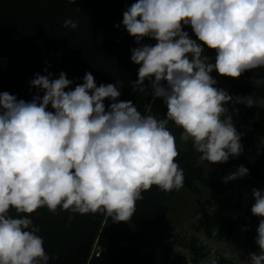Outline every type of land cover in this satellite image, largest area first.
<instances>
[{
	"label": "clouds",
	"instance_id": "1",
	"mask_svg": "<svg viewBox=\"0 0 264 264\" xmlns=\"http://www.w3.org/2000/svg\"><path fill=\"white\" fill-rule=\"evenodd\" d=\"M122 24L140 45L131 50V61L139 65L131 87L147 95L149 81L152 102L163 99L166 118L120 101L122 81L97 87L90 72L74 89L63 72L58 78L37 73L30 81L37 90L31 101L0 93V264L54 259L31 219L38 209L106 211L114 222H129L142 193L153 186L165 192L183 188L185 173L176 162L170 124L208 165L242 154V134L228 105L238 114L234 105L264 106V97H234L217 87L212 73L236 79L264 69V0H136L123 12ZM78 25L72 18L63 23L73 30ZM188 26L197 40L184 30ZM145 37L155 45L141 44ZM206 48L215 51L214 62ZM251 83L264 87V76ZM105 100L111 102L107 110ZM248 174L241 165L224 183ZM252 197L251 212L261 218L258 252L245 264H264V189L253 188ZM207 264L219 260L212 257Z\"/></svg>",
	"mask_w": 264,
	"mask_h": 264
},
{
	"label": "trees",
	"instance_id": "2",
	"mask_svg": "<svg viewBox=\"0 0 264 264\" xmlns=\"http://www.w3.org/2000/svg\"><path fill=\"white\" fill-rule=\"evenodd\" d=\"M136 0H0V93L8 92L25 101H31L37 90L30 81L35 75L51 73L58 78L61 72L73 81L72 88L83 83L85 73H91L97 87L101 84H123L118 86L120 101L131 100L144 114L166 118L167 106L163 99L152 102L149 81H145L147 95L134 92L131 83L138 79L139 65L131 61V50L139 47L123 27V12ZM79 20L78 28H64L65 19ZM119 26V27H117ZM188 33L191 27L184 28ZM155 40L143 38L141 44L154 46ZM205 54L214 62L215 51L207 49ZM47 69V72H45ZM246 72L232 79L212 73L218 83H223L230 94L247 96L255 93L264 97V87H254L251 80L256 75L264 76V69ZM66 89L65 91H68ZM42 96L43 93H40ZM110 101L105 100L106 110ZM51 111V106H49ZM240 125L250 124L241 138L243 151L256 158L251 162L247 157H230L220 163L222 173H234L241 165L249 174L238 179L243 189H264V106L247 108L241 104L238 111ZM234 120V118L232 119ZM176 137L179 152L176 162L184 170L182 189L191 194H200L198 184L216 189L217 182L210 181L203 168L196 162L194 149H181L185 143L179 140L181 129L170 124ZM187 144V143H186ZM263 144V146H262ZM262 146V147H261ZM178 190L162 191L153 186L142 193L137 201L136 211L129 221L142 224L147 230L165 229L168 217L167 203L177 195ZM242 196V195H240ZM254 199L247 206L238 197L232 204L226 203L222 210L230 215H217L199 221L197 230L205 236L217 237L219 241L233 240L245 257L258 252L255 244L256 229L260 217L252 214ZM12 214L16 215L12 210ZM74 218L69 221V216ZM33 223L41 229L38 235L44 239V248L50 256L49 264H153L155 258L136 245L141 233L131 230L126 222H114L106 211L88 214H73L57 209L55 213L46 207L31 214ZM179 246L189 251L188 256L177 253L170 258L167 252L162 257L164 264H207L210 249L200 242L199 237L188 240L177 239ZM98 254V256H96ZM219 264H233L222 255Z\"/></svg>",
	"mask_w": 264,
	"mask_h": 264
},
{
	"label": "rangeland",
	"instance_id": "3",
	"mask_svg": "<svg viewBox=\"0 0 264 264\" xmlns=\"http://www.w3.org/2000/svg\"><path fill=\"white\" fill-rule=\"evenodd\" d=\"M189 36L192 39L197 40L192 30L189 32ZM206 50L207 48L205 51ZM217 87L223 88L230 94L228 88L223 83H218ZM234 107L239 109L241 104L234 105ZM228 108L229 113L232 115V119L234 118V126L243 136L250 128V124H239L241 121L240 114L244 113L243 110H240L238 111V114H235L232 112V104H229ZM180 148L185 150L190 148L193 149L190 141L187 142V144L185 143L184 146H180ZM239 156L247 157L251 162L256 158V155H251L244 151ZM196 162L203 168L205 176L210 181L217 182V188L215 190L208 189L201 184H198L200 189V194L198 195L191 194L184 189L178 190L177 195L167 203L169 213L165 222V229L147 230L142 224L133 225L130 222H126L131 230L141 233V239L136 245L141 246L143 252L151 253L153 255L155 258V263L153 264H164L162 257L167 252L170 253V258L172 259L177 253H184L188 256L189 251L184 247L179 246L177 239L188 240L194 235L199 237L200 242L207 245L210 249L209 259L216 255H222L223 257L232 260L233 264H245L248 257L241 254L233 240L219 241L216 236L213 235L212 237H207L205 236L204 231H199L196 228L197 225H199V221L205 220L208 217H216L219 214L229 216L230 214L221 208L226 203L232 204L238 199V197H240L241 201L244 202V205L247 206L250 200H253V188H241L238 180L224 183V177L232 172L229 171L228 173L223 174L220 163L208 165L207 162L200 160L199 153L197 152Z\"/></svg>",
	"mask_w": 264,
	"mask_h": 264
}]
</instances>
